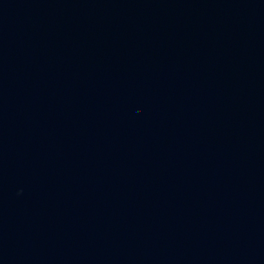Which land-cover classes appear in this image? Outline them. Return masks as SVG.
<instances>
[{
  "label": "water",
  "instance_id": "obj_1",
  "mask_svg": "<svg viewBox=\"0 0 264 264\" xmlns=\"http://www.w3.org/2000/svg\"><path fill=\"white\" fill-rule=\"evenodd\" d=\"M0 264H264V0H0Z\"/></svg>",
  "mask_w": 264,
  "mask_h": 264
}]
</instances>
